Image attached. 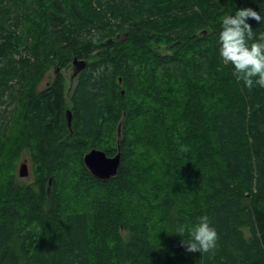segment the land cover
I'll return each instance as SVG.
<instances>
[{
	"label": "trees",
	"instance_id": "16d2710c",
	"mask_svg": "<svg viewBox=\"0 0 264 264\" xmlns=\"http://www.w3.org/2000/svg\"><path fill=\"white\" fill-rule=\"evenodd\" d=\"M246 7L264 32V0H0V264H264V88L219 53ZM117 147L94 178L83 155ZM202 216L203 255L183 246Z\"/></svg>",
	"mask_w": 264,
	"mask_h": 264
},
{
	"label": "clouds",
	"instance_id": "9594fccd",
	"mask_svg": "<svg viewBox=\"0 0 264 264\" xmlns=\"http://www.w3.org/2000/svg\"><path fill=\"white\" fill-rule=\"evenodd\" d=\"M249 20H255L259 24L262 17L251 7L241 8L234 15L223 17L219 53L226 65L234 67L233 75L236 79L243 81L251 91L254 86L264 88V32H255ZM181 150L187 152L188 148L182 146ZM185 232V227L176 230V234L181 237ZM187 232L191 239L183 240V246L190 253L199 252L203 255L213 251L220 238L208 216H202L199 223Z\"/></svg>",
	"mask_w": 264,
	"mask_h": 264
},
{
	"label": "water",
	"instance_id": "95a60500",
	"mask_svg": "<svg viewBox=\"0 0 264 264\" xmlns=\"http://www.w3.org/2000/svg\"><path fill=\"white\" fill-rule=\"evenodd\" d=\"M73 65L77 66L76 73L81 71L85 63L73 61ZM123 94V92H121ZM66 120L68 128L71 127V113L66 112ZM117 137L120 136V126L117 128ZM120 150L117 147V153L112 157H107L106 154L98 149H91L83 155L82 162L89 173L98 180H109L116 176L120 164ZM28 176V167L26 162H23L19 169V177L25 178Z\"/></svg>",
	"mask_w": 264,
	"mask_h": 264
},
{
	"label": "rangeland",
	"instance_id": "374dc122",
	"mask_svg": "<svg viewBox=\"0 0 264 264\" xmlns=\"http://www.w3.org/2000/svg\"><path fill=\"white\" fill-rule=\"evenodd\" d=\"M77 66L75 65H72L70 64L69 66H67L66 68H64L63 70H61V73L64 77V80H65V88H66V96L67 98H69L77 80H76V68ZM79 73V72H78ZM77 73V74H78ZM54 77V69H50L44 79L42 80V82L40 83V85L38 86V89H42L44 88V86L46 84H48ZM11 108L12 106L10 105V107H7L5 105H1L0 106V120H2L4 117L5 118H9V115L11 114ZM23 162H26L27 165H28V176L25 177V178H20L19 177V169H20V166L22 165ZM31 168H30V163H29V158L27 157V155L25 156V159H20L17 164H16V169H15V173H16V178L18 180H20L21 183H24V184H29L31 183L33 180H32V175H31Z\"/></svg>",
	"mask_w": 264,
	"mask_h": 264
},
{
	"label": "bare ground",
	"instance_id": "6f19581e",
	"mask_svg": "<svg viewBox=\"0 0 264 264\" xmlns=\"http://www.w3.org/2000/svg\"><path fill=\"white\" fill-rule=\"evenodd\" d=\"M10 28V27H9ZM115 45V44H114Z\"/></svg>",
	"mask_w": 264,
	"mask_h": 264
}]
</instances>
